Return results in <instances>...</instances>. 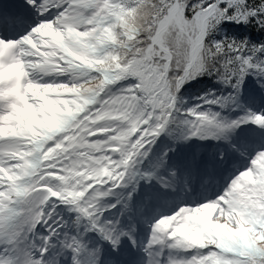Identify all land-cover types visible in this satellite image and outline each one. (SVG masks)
Wrapping results in <instances>:
<instances>
[{"label": "trees", "instance_id": "trees-1", "mask_svg": "<svg viewBox=\"0 0 264 264\" xmlns=\"http://www.w3.org/2000/svg\"><path fill=\"white\" fill-rule=\"evenodd\" d=\"M106 3L108 4V8H103L106 22H104L103 26L91 23L85 29L83 35L86 36L87 49L85 52L74 54V56L79 63L91 62V65L93 64L97 67L106 66L126 69L129 65L136 64L137 62L143 64L147 57V48L151 45L152 37L156 33L157 20L165 16L166 9L168 12L171 0H168L167 3L165 0H106ZM117 15L120 17L119 19H117ZM55 28L57 26L45 29L48 32V37L54 33L53 30ZM105 29L109 31L105 32ZM183 31L174 24L164 31L161 46L155 47L154 52L150 51V54L151 52L154 53L152 55V65L166 63L161 57H164L166 53H171L174 67L177 50L181 47L180 41L183 38ZM85 33H89V35H85ZM109 33H111V36H109ZM225 36L235 38L236 40L247 38L253 44L264 42V30H257L254 23L248 25H221L219 31L213 32L208 37V40H219ZM40 37L43 38L42 35ZM36 41H38V38ZM25 45L29 51L27 56L31 59L28 69L33 71V75L37 79L39 78L38 81L40 82L41 77L34 68V65L40 59L37 61L34 57V54L37 55V52L30 48L27 43ZM109 54H112L116 58L106 59ZM51 71L50 81H44L41 85H50L53 89L61 85L69 89L71 94H64L61 97H53L52 100H49L47 96L49 93L40 92L38 95H43L44 99L39 98L36 103L30 102L25 117L19 119L16 127L12 128L18 129L22 124L27 123L29 119L34 120L35 124L31 127L29 140L20 141L18 149L16 148V150L0 156V160L4 163L2 166H4L7 172V181L13 177H18L22 173V168L25 165L23 158L29 156L33 151L31 144V139L35 138L33 133L39 132L40 135L42 134L41 122L47 126L46 128H51L56 125V122H61L65 119L66 115L70 112L79 110L84 105L85 92L100 91V88L104 85L102 78L92 74L90 71L82 74L72 72L69 75L67 73L68 67L60 62V60L54 63ZM259 83L260 81L250 74L246 77L243 88L234 101L229 100L224 106L216 104H211V106L221 110L222 113H219V118H222L221 120L226 122L233 118L230 114L235 113L233 112L235 106L246 112L247 116L258 114L257 111L261 108H258V106L260 104L264 106V97L260 94L264 88L260 87ZM74 87L75 90H73ZM259 89L261 90L258 91ZM231 91L232 89L229 86L218 82L213 75H203L186 84L177 94L175 109L172 111L169 123L165 128V134L162 135V139L158 140V147L162 146L164 142L166 145H175V143L177 144L181 139H184L185 133H190L189 122L193 120V117L188 115V113L193 110L192 103L194 101L201 100L200 103H205V98L228 97ZM29 93L33 97H36L33 93ZM249 95L252 98L256 96V100L253 102L251 99L247 103V106H240V102ZM251 107H255L257 110L252 111ZM187 137L192 136L189 135ZM240 142L236 141L232 143L235 145L237 151H239L237 146ZM154 153L155 155L160 154L161 149L155 150ZM153 157L150 161H152ZM1 173L0 171V180L5 178ZM6 187L5 180L3 182L0 181V191H6ZM260 198L263 202V206H260L261 210H258L256 213L254 212L249 217L245 216L244 212L239 214L234 210L221 216H215L216 219L210 222V224L208 223L209 230L206 239L198 237L197 240L216 244V239H220L223 247L229 252L234 253H230L231 255L224 253L223 257L227 260L236 261V264H240L242 261L247 262V264H254L256 262L264 264V261L261 260L262 255H264V235H262L264 234V195ZM211 208H207V211L210 212ZM72 227L74 228L73 223ZM238 241L239 243H237ZM246 243L251 244V246H243ZM220 259V257L209 258L206 260V264H218Z\"/></svg>", "mask_w": 264, "mask_h": 264}, {"label": "snow or ice", "instance_id": "snow-or-ice-1", "mask_svg": "<svg viewBox=\"0 0 264 264\" xmlns=\"http://www.w3.org/2000/svg\"><path fill=\"white\" fill-rule=\"evenodd\" d=\"M165 2L167 3L168 0H165ZM25 5L34 8L41 20L19 39L10 40L5 35L0 37V41L8 43L9 41L19 42L24 40L31 35L34 29L38 30V25L41 22H53L64 13L63 7H46V0H25ZM172 5L181 7L183 11L186 27L182 33L181 47L177 50L174 67L171 53H166L164 57H161L166 63L146 67L150 78L144 80L143 87L140 88V92L143 94V106H140L138 101L134 109L138 112V115L125 114V118L129 122V130L121 132V137L135 132V135L131 136L128 149L125 152L123 159L125 164L132 162L128 159L129 154L136 157V159L147 155V147L154 143L168 125L172 111L176 106L177 94L186 84L203 75L215 76L218 82L232 89L228 97L205 98V103L219 106H224L227 101L236 99L243 88L246 77L250 74L259 80V86L264 88V42L253 44L247 38L236 40L227 36L219 40H208V37L213 32L219 31L221 25H248L254 23L257 30H264V0H171L169 7ZM13 7L15 8V6ZM7 9L8 6H5V12L3 13V20L6 24L9 22L13 24L23 22L24 17L19 10L9 12ZM164 14L167 15V9ZM53 15L54 18H50ZM22 47L25 48L27 53V46L22 45ZM188 115L193 117V120L189 122L190 135L202 139L222 136L246 123H252L264 128V114L251 115L246 118L233 120L230 123L221 120L219 114L210 112L191 110ZM121 137H116L115 139H120ZM257 160H264V151L258 152L251 160L250 167L243 171L245 175L248 174L250 169L256 171L253 163ZM113 183H116V181H113ZM95 191L96 189L89 191L76 211L87 217L92 229L99 231L104 237L106 230L113 231L112 225L114 224H102V213L96 211L93 214L95 205L93 208L88 207L91 203L89 197ZM107 195L108 193L101 189L98 198L102 199ZM10 211L11 209H9ZM3 215L7 216L8 212L3 213ZM50 218L51 216L48 219ZM42 221L45 222L44 219H41L40 223ZM168 223L167 220L160 219L156 223L153 233L166 229ZM53 230L55 229H49L50 234ZM118 234V232H115L113 239ZM48 238L50 241L51 235ZM155 242L156 237L153 234L146 247L149 255V264H152ZM117 245L113 246L116 247ZM40 248V258H37L35 254L34 259L43 260L45 253L48 251V246L46 245L42 244ZM81 248L82 246H74L75 250L72 251L74 257L79 256ZM201 249L198 255L193 253L188 258L174 259L169 257L167 264H206V260L213 257L221 258L218 264H236V261L227 260L213 248L201 245ZM15 255L16 253L11 251L10 246L0 244V264H6V261ZM155 255L157 257L156 264H160L161 252L156 250ZM261 260L264 261V255H262ZM73 264H79V260L74 259ZM240 264H247V262L242 261Z\"/></svg>", "mask_w": 264, "mask_h": 264}, {"label": "bare ground", "instance_id": "bare-ground-1", "mask_svg": "<svg viewBox=\"0 0 264 264\" xmlns=\"http://www.w3.org/2000/svg\"><path fill=\"white\" fill-rule=\"evenodd\" d=\"M150 61H151L150 63H152V59H150ZM151 66L153 65L151 64ZM137 72L138 71L136 70L131 71L132 73L131 75L134 76L135 73ZM141 74L142 73L138 74L139 77L137 80V84L139 85L138 86L139 89L137 91V98H136L137 100L134 101L133 103L131 101L129 102L130 103L129 108H132V109H135L138 101H139L140 106H143V98H142L143 94L140 92V88L143 87L144 78L141 79L142 78L140 77ZM142 75L146 79L150 78L148 72H145ZM111 78H112V82L110 83V86H109L111 88L116 86V84L119 82L121 84V83H124L126 79L128 80V77H126L125 75H119V74H115V76H111ZM103 83L106 84L105 82ZM200 101H194V103H192L193 110H196L198 112H204L205 108L209 107V104L204 103V102L200 103ZM210 107H211V104H210ZM110 109H112V106L108 107L102 114L98 113L95 116V118L92 119V123H93L91 127L92 132L90 133L91 135L98 134V138H102V139L107 138V135H109V141H107L106 143L97 142L98 144L97 143L94 144V147L95 148L97 147L98 150L100 147L104 148V151L108 154L107 156L108 158L106 157L99 158V159L86 158V160L84 161V164L80 166H77L78 164H75L73 160L71 161V164L68 165L69 169L64 170V171H62V168L55 169L54 166H57L58 165L57 163H55L52 166L53 162L52 163L46 162L42 165L46 167H44V169L40 168V170H38L36 174L32 175L31 172H29V170L24 173L23 179L28 176H33L38 186L44 185L45 187H48L52 191L53 197L51 201H47V204H46V209H45L46 216H44L45 222H42L43 228L48 227L49 225H51L53 221H55L56 198L58 200H61L62 198H64L65 195H68V198L71 199L72 201L71 203L73 205L77 206V208L81 206V201L83 200L85 193L87 194V191L89 190L91 186V185L90 186L88 185L87 179L88 177L96 175L98 171H101L102 175L97 177L99 178V185L97 189H104L107 193L111 192L110 188L107 187V181H108V180L106 181L107 176L110 177L112 181L114 180L116 181V183H112L113 185L112 188H114L116 193L120 192V190L124 189L128 185L127 174L130 173V171L134 167L133 161L134 159H136V157L132 159L131 155L129 154L128 159L132 162L127 163V164L123 163V159L125 156V152L128 149L131 136H134L135 132H131V134L128 136L121 137V132H125L129 130V122L128 124H126L124 121L125 116H124V113H122L123 109L121 110L118 109L116 112H114V114H111L112 116L116 118L115 120L104 119L105 118L104 116L106 115L107 112H109ZM251 109L252 111L257 110L255 107H251ZM212 110H215L214 114L222 113L221 110H219V108H216V109L212 108ZM126 111L127 112L130 111V109ZM135 115H138V113ZM121 116L124 118V120L120 118ZM232 116L233 118H231L228 121L229 123L233 120L241 119L239 114L236 116L235 115H232ZM241 116H245V115H241ZM102 117L104 118L103 120L100 121L99 119ZM113 121H116V122L119 121V122L114 123ZM81 122L85 123L87 122V120L84 119V121L81 120ZM100 122H103L104 124L100 125ZM141 125H142V121H141ZM164 132L165 130L160 134L158 138H156L154 143L151 145H154V147H158V144H159L158 140L162 139V135L165 134ZM226 134H227V138L219 139V137H216V138H212V140L208 139V141L207 140L201 141V140L195 139V140H184L180 144L175 143V145H171V144L166 145L165 142L162 143V146H159L156 150L161 149V153L158 154V156H160V160L164 162V164H166L168 167H164L161 171L159 170V172H156L153 174L152 172H150V174L147 175L149 178H148V182L146 183H149L152 186L154 185L155 188H158L156 184L160 176L163 177V181H164V177L169 176L170 173H173V174L178 173L184 179L183 182L179 183V186H180L179 189L173 190L170 187L166 186L162 181L163 191H165L167 197H169L166 199L171 202L170 203L172 204L171 206H176L187 200L197 201L199 196L195 194L194 192H192L191 190H189V187H192L193 189H195L197 185L207 183L208 181L207 180L200 181V179L203 178L204 174L202 171L195 168L194 158H195L196 148L202 147L205 149L204 151L206 152L207 155L210 154L212 158V162H214L213 166L211 167V170L215 167L214 170L211 172V175H212V178L215 180V184L217 186L220 185L219 183L221 181L218 178L219 173H221L222 177L224 178V182H226L232 176L236 175L237 170H241L248 163H251V160L255 157V155L258 152H260V149L256 147L257 145L256 146L253 145L251 146V148L250 147L244 148L243 154H240V157H241L240 162L232 166V169H231L230 168L231 162L227 163V162H224L222 159V156L224 152L226 151V147L230 143L236 142V141H239V142L241 141L244 143L250 142L251 140L255 139L254 138L255 134L253 133L248 134L247 128H245V124H243L240 128L230 130ZM189 135L190 133L187 132L185 133L184 136L187 137ZM116 137H121V138L115 139ZM62 140L63 139H61V141ZM110 143H112L113 145L109 147L108 145ZM178 150L185 151V158H186L185 161H181L178 163L176 162V159L174 157V152ZM54 158H55L54 160L57 161L56 156ZM136 160L140 161V158H137ZM238 175L235 179L241 176V174L240 176ZM117 177H119V179H117ZM10 193H11L10 201H12V199L14 198L19 197L15 189L10 191ZM96 193H97V190L96 192L92 194V196ZM90 199H94V198L92 197ZM140 199H142L143 201L145 198L143 197ZM144 203L147 204L146 201ZM156 205H158L159 207L155 209H159L160 211L157 210L154 212H150L149 216L152 218L155 217V215L160 212L168 211L167 208L170 207L166 205V201L164 203L162 202ZM13 206H14L13 204H10L9 206L4 207V205L0 203V231H7L8 224L11 220V212L13 210ZM9 209H11L10 212H9ZM5 212H8L7 216L3 215V213ZM224 213H229V211L225 210ZM50 216L51 218L48 219ZM58 231H59L58 237H57L58 242L56 243V238L54 240L55 241L54 252L55 253L59 252L60 256L63 257L64 255L68 253V248L70 246L66 245V242L64 241V237H65L64 231L60 230V228L58 229ZM0 244L6 245V241L1 236V234H0ZM223 255L224 253H222V256ZM152 260L154 261L153 258Z\"/></svg>", "mask_w": 264, "mask_h": 264}, {"label": "rangeland", "instance_id": "rangeland-1", "mask_svg": "<svg viewBox=\"0 0 264 264\" xmlns=\"http://www.w3.org/2000/svg\"><path fill=\"white\" fill-rule=\"evenodd\" d=\"M88 1L87 4L83 5V7L85 9H87L88 7H90V5H96L97 1L96 0H86ZM174 7V5H172L171 7L168 8V12L169 10H171V8ZM173 10V9H172ZM167 12V15H168ZM173 17H171L169 24L167 26V28L171 25H176L179 29L184 30L186 25H185V21L183 18V11L182 8L177 6L175 8V10H173ZM165 15L162 19L157 20V28L159 26V24L162 22V20L167 16ZM83 18H85V15H82ZM59 18H57L56 20H54L53 22L49 23V25H47L45 28L40 27L38 28V30L34 31V33L32 34V38L30 39V41H27V44L30 48H32L33 50H35V52H37V55H39V53L42 54V59H44L47 63L49 62V58H52L53 56H55L56 54L51 55V49H57V45H56V39L58 38L57 34H56V30H58V28H60L59 25ZM54 26H57V28H55L53 30L54 33H52L51 35H47L48 32H46L45 29L47 28H53ZM157 28L155 30V32L157 31ZM166 28V29H167ZM165 29V30H166ZM164 30V31H165ZM157 33V32H156ZM155 35L152 37V39L156 36ZM40 35L43 36V38L40 37ZM162 35V34H161ZM77 37V35H75ZM38 38V41H36V39ZM161 40H162V36L158 41V45H154L152 52H154V48L161 46ZM83 39H80V44L84 45L83 43ZM152 42V40H151ZM79 44V45H80ZM152 44V43H151ZM149 48V47H148ZM147 48V50H148ZM69 50H71V48H68ZM55 52V50H53ZM72 51V50H71ZM150 54V57H148V53L146 51L147 57L146 60L144 61L143 64H140V62H137L136 64H131L128 67H126V69H119L118 67L115 68H110V67H106L108 69H110L111 71H114L115 74H119V75H125L126 77H128V80L126 79V81L124 83H117L116 86H114L113 88L109 87L110 85L104 84L100 89V91H92L86 93L85 92V96H88L89 94H94V96L92 97V101L89 102L88 107L87 104L88 102H86L87 100L84 99V105L76 111H72L70 112V119H71V124H72V129L71 132L69 134H65V136L63 137V140H66L65 142H63V144L59 145V141L61 140L59 137L56 138V142H54L52 145L49 146V148L44 151L43 155L45 156V159L49 162H53L52 166L57 163V166H54L55 169H61L62 171L64 170H68V165L71 164V161L74 160L75 164L81 165L84 163V161L86 160V158H94V159H99V158H103L106 157L108 158V154L104 151V148L100 147L99 150L97 149V147H94V144H96L97 142H104L106 143L107 141H109V135H107V138H98V134L95 135H91L90 133L92 132L91 127H92V119L95 118V116L98 113H103L108 107L112 106V109L109 110V112L106 113V115L102 118H100L99 120H103L104 119H111V120H115L116 118L114 116H112L111 114H114V112H116L118 109H123L122 113H124V116L126 113L135 115L138 112H136L134 109L129 108V102L131 101L132 103L134 101H136L137 99V91L139 89V85L137 84V80H138V74L142 73L144 74L146 71V67H151L150 63L151 61H149L150 59H152V55L154 53ZM29 53L28 49H27V53L25 52V55L27 56ZM37 55L34 54V57L37 59V61L39 60L40 57H38ZM29 59L30 57L27 56ZM26 59V57H25ZM43 60V61H44ZM43 61L39 60V63H43ZM31 62V59L29 60V64ZM24 67L26 66V61L23 63ZM46 65V64H45ZM93 67V64L91 65ZM27 67V66H26ZM38 64L34 65L35 70H37ZM40 67V66H39ZM47 67V66H46ZM104 67H99V68H104ZM65 69V68H64ZM28 72L33 73V71L27 69ZM67 70V69H65ZM138 71L137 73H135V75H131V71ZM92 74L97 75L92 70H89ZM68 73V71H67ZM52 71H48L46 73L45 79L48 80V82L50 81L49 78L51 77ZM69 74V73H68ZM140 75V77L144 78V80H146V78L143 75ZM34 76V75H32ZM99 77H101L98 74ZM141 78V79H142ZM140 79V80H141ZM103 80V79H102ZM1 85V83H0ZM27 90V89H26ZM49 92H56V93H66L69 92V89L65 88L64 86H57L54 89L51 88L50 91H47L46 93ZM3 93H6V96L9 97V107L6 109V111L1 115V120H0V136L2 135H6V134H2V130H3V125H5L8 121H10V119H3V117H9V115L11 114H16L17 111L20 108H26L29 106L30 102L32 103H36L39 99H37L36 97H33L28 90L26 92H24V95H20L18 93H15L14 90H5L3 91ZM44 94V93H43ZM41 96L43 95H39V97L41 98ZM131 103V104H132ZM130 109V111H126V110ZM28 110V108H27ZM78 112H81L82 114H77ZM204 112H210V113H215V110H212L211 107L205 108ZM108 116V117H107ZM121 119L124 120V118L121 116ZM22 119V118H21ZM87 120V122L82 123L81 120L84 121ZM125 123L128 124V120L125 118ZM114 123H117L119 121H113ZM63 124V123H62ZM62 124H59L58 127L62 126ZM103 122H100V125H103ZM106 125V124H105ZM34 139V138H32ZM14 140L11 137H7V138H3L0 141V150H4V152H8L11 151L13 148L12 144H13ZM98 144V143H97ZM71 145V146H70ZM107 145V144H106ZM113 144L110 143L108 146H112ZM126 145V144H125ZM264 151V148H263ZM36 153V149L35 151L32 152V154L30 156H27L24 159L25 165L22 168V173H20V175L18 177H13L11 178V180L7 181L6 175L7 172L5 170V168H2V166L0 167V171L2 172L1 175H3L5 178H3L2 180H0L1 182H3L5 180L7 187H6V191H0V203L4 205V207L9 206V202L11 199V193L10 191L13 190V186L15 185V181L19 180L20 177H23L24 173L28 168V165L30 163L31 157ZM94 155H93V154ZM111 153V151H110ZM56 156L57 161H55L54 157ZM132 159H134V156H131ZM54 160V161H53ZM258 163L260 165V167L262 168L264 160H258ZM77 165V166H78ZM101 173V171H99ZM93 178V177H91ZM96 178V176H95ZM249 180H255V176L252 177H248ZM108 180V181H107ZM112 179L110 177L107 176L106 181H107V187L109 185V181H111ZM98 184H99V179L97 180ZM98 184L95 185V180L94 178L92 179L91 183H90V188L87 191V194L85 196L88 195L89 191L91 189H96L97 193L94 194L92 197L96 199V201H91L90 205H92L91 208H93V206L95 205V207L93 208V210L99 211L103 208V207H110L113 203V198L115 197V191L114 189L112 190V188H110L111 192L108 193L107 196H105L104 198H98V194L100 193L101 189H97L98 188ZM96 192V191H95ZM221 194H219L220 196ZM226 202V201H225ZM58 204V202H57ZM226 203H224V201L218 202L217 205L224 206ZM59 205V204H58ZM215 206V205H214ZM216 208V206H215ZM203 210V211H202ZM200 211V213L198 212V221L197 223H199L200 225L203 224L204 221V214L207 213H211V217L215 218V216L219 215V211L218 210H213L211 212H207V208L206 209H202ZM56 213L57 210H56ZM214 213V214H213ZM209 216V215H208ZM64 216H60V218H56L54 221V225L55 226H63L65 229V224L63 223L65 221V217ZM214 219V220H215ZM64 220V221H63ZM54 226V227H55ZM83 227V226H82Z\"/></svg>", "mask_w": 264, "mask_h": 264}, {"label": "clouds", "instance_id": "clouds-1", "mask_svg": "<svg viewBox=\"0 0 264 264\" xmlns=\"http://www.w3.org/2000/svg\"><path fill=\"white\" fill-rule=\"evenodd\" d=\"M107 8H108V4L105 2L104 9H107ZM104 9H101V10H104ZM119 18L120 17L117 15V19H119ZM89 22H91V21H89ZM104 31L105 32H108L109 30L108 29H105ZM75 34L76 35H80V33H75ZM85 35H89V33H85ZM109 36H111V33H109ZM129 39H131V37H129ZM15 43H18V42L9 41L6 44H15ZM70 47H72V53H70V54H79L87 46H80L79 45V42H76V45L75 46H70ZM61 48H62L63 51H68V48H66L64 45H61ZM115 58H116L115 56H113L112 54H109V56L106 59H115ZM15 67H21V65H19V64L18 65H14V68ZM30 67H32V66H30ZM89 67H91V62L85 64L84 70H86ZM98 70L101 71V72L103 71V69H98ZM22 75L25 76V80H26V83H27V90L29 92L33 93L34 95H36V98L37 99L40 98L39 95H38V93H40V92H47V91H50L51 90V86L50 85H40L37 82H35L32 79V75H33L32 73L27 72V71H24V72H22ZM73 90H75V87L73 88ZM3 119L7 120V119H9V117H3ZM33 124H35V121L32 120V119H29L26 124H22L21 125L19 131L22 133L25 130V128L31 129V127H32ZM41 127L42 128H46L47 126L46 125H43V122H41ZM33 136L34 137H37V139H34L33 140V143L34 144H37V145L40 144L43 140H45V139L48 138L46 135L41 137L39 132H34L33 133ZM249 231H251V230L249 229ZM262 235H264V234H262ZM237 243H239V241ZM243 246H249L250 247L251 244L246 243Z\"/></svg>", "mask_w": 264, "mask_h": 264}, {"label": "water", "instance_id": "water-1", "mask_svg": "<svg viewBox=\"0 0 264 264\" xmlns=\"http://www.w3.org/2000/svg\"><path fill=\"white\" fill-rule=\"evenodd\" d=\"M177 7V5H174V7L171 8V10H169L168 15L162 20V22L159 24L158 28H157V33L156 36L152 39V44L149 46L147 53H148V57H150V50L154 47L155 44L158 45V41L161 38V34L164 32V30L167 28L169 21L171 19V17H173V10H175V8ZM173 9V10H172Z\"/></svg>", "mask_w": 264, "mask_h": 264}]
</instances>
